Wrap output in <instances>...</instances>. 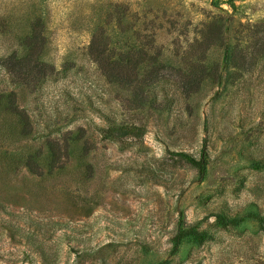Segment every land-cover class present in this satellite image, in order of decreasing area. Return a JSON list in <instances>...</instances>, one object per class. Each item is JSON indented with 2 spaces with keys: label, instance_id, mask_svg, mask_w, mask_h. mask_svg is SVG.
I'll return each mask as SVG.
<instances>
[{
  "label": "rangeland",
  "instance_id": "obj_1",
  "mask_svg": "<svg viewBox=\"0 0 264 264\" xmlns=\"http://www.w3.org/2000/svg\"><path fill=\"white\" fill-rule=\"evenodd\" d=\"M258 41L264 0H0V94L25 115L0 107L1 155L61 154L1 161L0 264H264ZM203 149L204 173L173 154Z\"/></svg>",
  "mask_w": 264,
  "mask_h": 264
},
{
  "label": "trees",
  "instance_id": "obj_2",
  "mask_svg": "<svg viewBox=\"0 0 264 264\" xmlns=\"http://www.w3.org/2000/svg\"><path fill=\"white\" fill-rule=\"evenodd\" d=\"M33 37L28 36L27 39L25 40L26 42L25 45L26 47L29 48V55L24 56V57H17L16 55H12L10 57V63H13V67L16 71H18L22 76L25 77L24 80L27 79V77L29 76V74H32V72L34 71V69L38 66L37 63H39L40 61L36 60L35 57H37L38 53L41 51V49L43 48V35L41 32H37L34 33V35H32ZM257 44H259V47L256 48V56H261L264 55V42H257ZM236 52V53H235ZM231 53V49L230 47H228L226 49V54L227 56H229ZM234 53L236 54L235 56L238 57V59L240 60V64L241 67H243V63L246 62V55L244 54V51L242 49H236V51H234ZM255 53V52H254ZM230 57V56H229ZM36 60L37 63H35V65H32V61ZM41 68H44V66H47L46 64H42L39 63ZM253 64V63H251ZM247 65V64H245ZM48 67V66H47ZM15 95L14 94H10V95H6V94H0V107L4 106L3 108L6 109V112L10 115H12V118H17L18 122L20 123L23 122L22 119L25 118V115L23 114L22 111H20V109H18V106H16L15 103ZM9 115V116H10ZM20 120V121H19ZM24 123V122H23ZM5 137V136H4ZM21 137V136H18ZM0 138L2 139L3 137L0 136ZM57 143L50 141L47 145V148L49 147V155L47 158L45 159H41V158H35L34 156H32L31 154H24V155H17V156H2L1 152H0V164L1 161H3L5 164H7V166L9 167H18L20 165H24L25 167H27L28 169H30L32 172L34 173H41L42 169L44 166H47L50 169H53L58 161H60L61 159V154L57 151L58 146H56ZM27 153V152H26ZM174 155H177L179 157V159L191 166L197 167L198 169H200L201 173L205 172V168H206V160H205V150H202L201 156L200 158L195 157L194 155L187 153L185 151H177V152H173ZM248 217L250 218H255L257 219L260 223L264 222V216H262L259 213H253L250 212L248 213ZM245 220L244 217H236V218H230L227 219L224 215L222 214H218L217 215V223L223 227H226L228 225H239L241 222H243ZM182 235L179 234L176 237L175 240V246L178 247L181 239H182ZM194 239L198 242H204L208 239H211V235L208 234L207 232H200L198 234H196L194 236Z\"/></svg>",
  "mask_w": 264,
  "mask_h": 264
}]
</instances>
